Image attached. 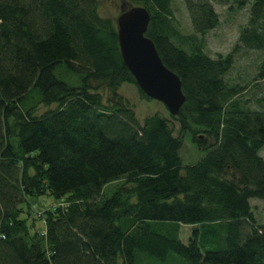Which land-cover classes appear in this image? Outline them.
Listing matches in <instances>:
<instances>
[{
    "label": "trees",
    "instance_id": "obj_1",
    "mask_svg": "<svg viewBox=\"0 0 264 264\" xmlns=\"http://www.w3.org/2000/svg\"><path fill=\"white\" fill-rule=\"evenodd\" d=\"M171 1L132 3L182 81L177 115L139 86L99 0H0V264H264V109L227 80L242 46L264 49V0L234 1L248 23L215 57L203 39L230 0H183L192 37ZM45 195L59 204L34 231L22 205Z\"/></svg>",
    "mask_w": 264,
    "mask_h": 264
},
{
    "label": "rangeland",
    "instance_id": "obj_2",
    "mask_svg": "<svg viewBox=\"0 0 264 264\" xmlns=\"http://www.w3.org/2000/svg\"><path fill=\"white\" fill-rule=\"evenodd\" d=\"M100 13L102 16L110 18L117 25V18L126 10L134 5L132 0H99ZM235 0H230L228 4H219L213 2L216 11L220 14V25L204 36V51L215 57L217 54L226 55L230 53L238 42L242 29L247 25L249 19V5L239 7ZM172 19L181 37H192L195 33L191 23L189 13L183 0H172ZM201 38V36H197ZM181 39L177 37L176 43L180 44ZM182 42V41H181ZM185 45V49H186ZM235 64L227 74V80L231 83L246 86L241 93L240 98L248 101V106L252 109H264V76L259 75L261 64L264 61V49H246L242 46L235 54ZM68 76V77H66ZM62 77L69 78V74ZM55 107V106H52ZM50 108V107H49ZM47 107H40L37 111L40 113L46 111ZM204 152L198 149L192 137L187 134L184 136V144L181 149V156L184 165H193L203 156ZM264 157V148L261 151ZM119 184L107 185L105 187L108 195L113 193ZM31 205L23 206L21 217L29 220L33 230L46 231L44 213L56 207L59 204L53 197L47 195L37 199H31ZM63 202V200H62ZM255 216L259 223H264L263 202L259 199L252 200Z\"/></svg>",
    "mask_w": 264,
    "mask_h": 264
},
{
    "label": "water",
    "instance_id": "obj_3",
    "mask_svg": "<svg viewBox=\"0 0 264 264\" xmlns=\"http://www.w3.org/2000/svg\"><path fill=\"white\" fill-rule=\"evenodd\" d=\"M151 14L133 6L117 18L118 36L126 66L142 90L177 115L186 101L180 77L163 62L154 41L146 35Z\"/></svg>",
    "mask_w": 264,
    "mask_h": 264
}]
</instances>
